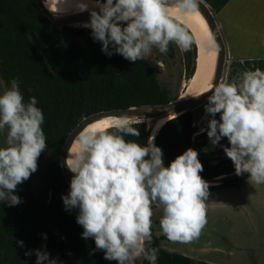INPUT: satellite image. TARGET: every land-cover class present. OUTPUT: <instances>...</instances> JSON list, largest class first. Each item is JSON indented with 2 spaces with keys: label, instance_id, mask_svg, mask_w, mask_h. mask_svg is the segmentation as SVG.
<instances>
[{
  "label": "clouds",
  "instance_id": "clouds-1",
  "mask_svg": "<svg viewBox=\"0 0 264 264\" xmlns=\"http://www.w3.org/2000/svg\"><path fill=\"white\" fill-rule=\"evenodd\" d=\"M198 8L199 0H94L91 8L88 0L76 3L78 12H89L83 27L91 29L101 51L130 62L148 59L154 48L166 54L170 43L190 51L192 36L169 12L191 14ZM209 92L204 106L206 118L210 117L207 127L194 135L206 131L212 146L227 138L229 146L220 147L235 174L249 173V183L264 184V70H246L239 81L222 78L197 98ZM176 118L172 114L160 120L147 145L125 139L140 136L127 116L110 118L75 137L78 147L65 161L73 175L62 200L65 210L79 209L76 222L83 228L81 236L95 242L90 255L102 251L105 260L117 264H136L141 257L156 264L159 249L151 246L153 205L163 208L159 225L169 241L199 239L208 223L209 197L199 153L189 147L165 166L164 153L154 143L163 124ZM43 124L36 97L25 102L19 81L13 79L0 94V132L7 129L6 146L0 147V202L8 206L23 202L16 189L37 171L38 158L47 148ZM16 243L25 246L23 240ZM33 254L35 264H58L46 245L24 253Z\"/></svg>",
  "mask_w": 264,
  "mask_h": 264
},
{
  "label": "trees",
  "instance_id": "trees-1",
  "mask_svg": "<svg viewBox=\"0 0 264 264\" xmlns=\"http://www.w3.org/2000/svg\"><path fill=\"white\" fill-rule=\"evenodd\" d=\"M181 25L193 38L191 50L184 52L183 72L189 82L196 70L197 46L192 33ZM32 35L43 41L42 53L33 44ZM101 47L100 42L93 40L91 29L54 24L39 10L35 0H0L2 76L8 88L11 81L17 79L25 102L36 97L37 107L43 110L42 127L47 148L38 161L50 151L58 152L49 163L43 178L44 187L37 197L31 188L33 173L16 193L23 201L21 204L8 206L0 202V264H35V255L25 256L24 253L41 249L42 245H46L51 257L58 259V264H117L105 260L102 251L90 255L95 242L81 236L83 228L76 222L79 209L65 210L62 196L67 195L69 186L61 173L59 152L85 117L140 105L166 104L179 96L162 85L156 69L147 59L130 62L119 54L108 57ZM166 54L171 58L175 56L172 43ZM195 112L168 121L157 132L155 145L164 153L165 166L196 145ZM133 126L138 128L140 136L125 139L147 145L146 124L140 122ZM199 160L203 165L200 175L204 179L235 172L230 159L212 163L202 154ZM249 176L209 186V193L238 188ZM18 240L24 241L23 248L17 245ZM159 242L152 234L151 246L158 248Z\"/></svg>",
  "mask_w": 264,
  "mask_h": 264
},
{
  "label": "crops",
  "instance_id": "crops-1",
  "mask_svg": "<svg viewBox=\"0 0 264 264\" xmlns=\"http://www.w3.org/2000/svg\"><path fill=\"white\" fill-rule=\"evenodd\" d=\"M204 1L214 11L226 44L227 59L223 78L226 77L229 82L239 81L246 70H264V0ZM248 179L245 184L249 186L252 183H249ZM261 189L264 192V188ZM234 192L235 189L229 188L209 193V196L217 197L218 204H210L207 208L210 226L203 229L198 240L173 243L169 240L162 242L159 238L156 264H252L248 251L246 253L233 247V235L227 238V243L222 238L225 245L220 244L223 233L221 224L231 223L226 224L230 226L231 232L228 234H234L235 231L238 237L239 223L245 221L244 218L248 220L253 213L252 205H239V201H229L228 198L235 194ZM255 207L253 205V208ZM236 213L243 215L234 218ZM216 226L220 229L218 236L211 234L215 233ZM214 237L218 240H214Z\"/></svg>",
  "mask_w": 264,
  "mask_h": 264
},
{
  "label": "rangeland",
  "instance_id": "rangeland-1",
  "mask_svg": "<svg viewBox=\"0 0 264 264\" xmlns=\"http://www.w3.org/2000/svg\"><path fill=\"white\" fill-rule=\"evenodd\" d=\"M32 42L37 48V50L42 53L44 49L43 41L37 35H32ZM175 47V56L173 58L169 57L167 54H161L157 49H153L152 54L147 59L149 63H151L154 68L156 69L159 80L165 87H168L174 96H187L188 94V85L189 82L185 80L184 75V52H182L179 47L172 43ZM198 50V49H197ZM197 63V62H196ZM8 86L2 76L1 73V63H0V94H2ZM204 106L200 107L195 112L196 117V125L198 127V132L200 128L207 127L208 118H206V114L204 111ZM217 119H219V114H217ZM6 136H7V129L3 132H0V147L6 146ZM196 141V145L194 149L198 151L199 155H205L208 157L212 163H217L227 158L226 154L223 151V146H229L227 138H222L219 142V145L212 146L210 140L207 136V132L200 135H195L194 137ZM249 180V179H248ZM247 180V181H248ZM246 180L240 183L239 188L235 189V194L230 196L229 201L238 203L239 205H252L251 211L253 213L250 214L248 220L246 218L245 221L240 222L238 237H236L237 232L234 231V234L230 233V226H226V224L231 223H223L220 225L223 229V233L221 234V241L220 244L227 243V238L233 235V247L238 248V250H244L246 253L248 251L249 257L251 259L252 264H263L264 263V192H262L261 188H264V184L256 185L255 183L247 184ZM20 185H18L16 189V193L20 189ZM15 193V194H16ZM217 197L215 195L208 197L207 208L209 205H216ZM226 202V200H223ZM250 201V202H249ZM2 203V202H1ZM253 205L256 207L253 208ZM163 215V208L162 206L156 207L153 205V216L151 217L152 224H151V233L158 238L162 239L163 241H167V237L162 233V230L159 225V221ZM243 215V214H242ZM240 213H236L234 218H240L242 216ZM210 223L208 222L206 227H209ZM214 227V225H212ZM215 233L212 232L214 236H218L220 231L219 226L215 227ZM219 230V231H218ZM220 235V234H219ZM213 239V238H212ZM214 240H218L214 237ZM225 245V244H224Z\"/></svg>",
  "mask_w": 264,
  "mask_h": 264
},
{
  "label": "water",
  "instance_id": "water-1",
  "mask_svg": "<svg viewBox=\"0 0 264 264\" xmlns=\"http://www.w3.org/2000/svg\"><path fill=\"white\" fill-rule=\"evenodd\" d=\"M39 10L54 24L59 25L61 27H69V28H79V29H89L83 27L85 22H88L90 19L89 12H83L73 15H60L55 12H52L46 7L45 0H35ZM98 11V9H97ZM199 13L206 20L213 38L218 47V58L216 64V73L213 79V86L218 84L219 80L224 77L226 59H227V49L226 44L220 29V26L217 22L216 16L212 8L204 1L199 0ZM197 73V69L195 70V74ZM211 95V92L203 94L202 96H191V97H178L176 100L161 104V105H140L126 109H117L111 111H103L100 113L93 114L91 116L85 117L81 120V122L76 126V128L69 134L67 137L64 146L59 152L60 155V165H61V173L65 179V182L68 186H70V181L73 173L69 171L66 166V159L68 157V153L70 148L75 141V137L88 126L94 124L97 121H100L104 118L110 117H123L127 116L134 120V123H145L147 127L148 138L152 135L154 127L156 126V122L171 117L172 114H177V117L182 116L189 112H194L203 105L207 103V97ZM42 110V109H41ZM43 113V110H42ZM147 120H153L151 127L146 122ZM172 120V119H171ZM155 143V141H154ZM58 152L50 151L44 157L40 158L38 161V169L33 175L31 179V188L33 190L34 196L37 197L39 191L44 187L43 178L48 170L49 163L51 159L57 155ZM250 175L249 173H244L242 175H236L235 172L222 175L216 178L204 179L209 183V186H219L226 182L233 181L239 178H244ZM146 260L143 257L139 258L136 261V264H144Z\"/></svg>",
  "mask_w": 264,
  "mask_h": 264
},
{
  "label": "bare ground",
  "instance_id": "bare-ground-1",
  "mask_svg": "<svg viewBox=\"0 0 264 264\" xmlns=\"http://www.w3.org/2000/svg\"><path fill=\"white\" fill-rule=\"evenodd\" d=\"M45 2H46V7L49 10L60 15H73V14L81 13L78 12L76 9L77 0H45ZM88 2L90 8L94 6V0H88ZM169 14L176 21L183 24L192 33L195 40V44L198 49L197 61H196L197 73L194 74L193 78L189 81L188 93H187L188 95L182 96V98L197 96L202 93H205V89H207L209 85L213 84L214 75L216 73L217 58H218V47L213 38L211 30L206 20L199 13V11L191 14H181L175 9H170ZM110 118H117V117H110ZM110 118H104L100 121H97L94 124L88 126L86 129L91 130V129H95L97 125L102 126ZM159 121H157L156 124ZM146 123L151 127L154 121L147 120ZM166 123H164L163 126ZM77 147L78 145L74 141L68 154H70L72 149Z\"/></svg>",
  "mask_w": 264,
  "mask_h": 264
}]
</instances>
